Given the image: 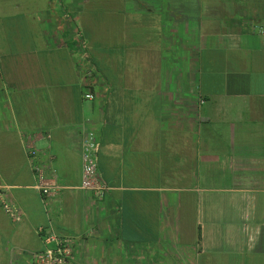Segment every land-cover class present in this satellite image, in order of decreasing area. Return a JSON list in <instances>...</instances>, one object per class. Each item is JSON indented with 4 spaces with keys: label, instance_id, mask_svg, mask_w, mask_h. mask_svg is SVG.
Here are the masks:
<instances>
[{
    "label": "crops",
    "instance_id": "1",
    "mask_svg": "<svg viewBox=\"0 0 264 264\" xmlns=\"http://www.w3.org/2000/svg\"><path fill=\"white\" fill-rule=\"evenodd\" d=\"M0 188V264H32L38 229L74 264H264V0H0Z\"/></svg>",
    "mask_w": 264,
    "mask_h": 264
},
{
    "label": "built area",
    "instance_id": "2",
    "mask_svg": "<svg viewBox=\"0 0 264 264\" xmlns=\"http://www.w3.org/2000/svg\"><path fill=\"white\" fill-rule=\"evenodd\" d=\"M78 52L82 54L83 59H87L86 45L79 34L75 38ZM90 70L86 75H90ZM86 100H92L93 95L86 93L83 96ZM42 136V133L34 132L24 136V150L27 157L32 161V171L35 176L34 188L39 192L42 199H51L57 196L63 187L59 185L54 175L51 177H45L42 166L36 161L38 151L35 146L38 137ZM47 138L49 136L44 135ZM99 148L98 141L94 133L90 132L83 138L81 144V182L80 190L91 193L96 198H101L108 187L100 180L97 175V163L96 155ZM1 189V188H0ZM0 203L2 209L10 220L14 223L19 222L21 215L18 209L10 204L0 192ZM39 232H44L43 240L45 242V248L41 251L33 253L32 264H74L73 251L75 246V238L68 235H56L50 230L38 229Z\"/></svg>",
    "mask_w": 264,
    "mask_h": 264
},
{
    "label": "rangeland",
    "instance_id": "3",
    "mask_svg": "<svg viewBox=\"0 0 264 264\" xmlns=\"http://www.w3.org/2000/svg\"><path fill=\"white\" fill-rule=\"evenodd\" d=\"M207 178V177H206Z\"/></svg>",
    "mask_w": 264,
    "mask_h": 264
}]
</instances>
